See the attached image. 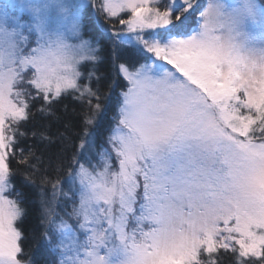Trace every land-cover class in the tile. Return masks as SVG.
<instances>
[{"label":"snow or ice","instance_id":"6c2138e0","mask_svg":"<svg viewBox=\"0 0 264 264\" xmlns=\"http://www.w3.org/2000/svg\"><path fill=\"white\" fill-rule=\"evenodd\" d=\"M93 31L130 57L100 144ZM69 96L86 111L78 142L70 122L57 137L68 188L41 174L27 233L12 165L41 157L21 126ZM0 264H264V0H0Z\"/></svg>","mask_w":264,"mask_h":264},{"label":"trees","instance_id":"16d2710c","mask_svg":"<svg viewBox=\"0 0 264 264\" xmlns=\"http://www.w3.org/2000/svg\"><path fill=\"white\" fill-rule=\"evenodd\" d=\"M102 23L107 25L109 22L102 21ZM111 23H116L111 21ZM120 26L117 25V28ZM93 39H98L101 45V51L99 55L102 60L95 67L96 75L100 77L99 81H93V87H99L100 92L105 97L104 103L106 105V111L102 112L97 117L96 125L90 129L96 137L97 144H100L108 135L110 126L114 123V117L116 115L117 109V95L124 86V81L122 76L118 72L117 65L120 63H129L130 57L127 53H117L115 58L113 56L112 45L107 39L106 34L101 31L99 33L93 31L87 34ZM92 66H87L86 69L82 68V71H92ZM40 101L37 100L32 108L33 115L31 119L21 126V130L26 132L27 135L19 139L17 148L24 149L25 153L31 149L35 154L41 157V162L37 165L40 171L33 173L32 169L25 165H18L13 162V167L18 169V174L14 177L13 183L15 184L17 190L23 193L24 207L28 209V215L24 221L23 228L27 233H32L33 231L38 232L40 228V214L41 207L39 204L40 192L43 190L45 197L50 198L51 186L44 185L43 188L40 185L41 174H46L49 177L55 179L59 177L62 181L64 190H67L68 185L64 182V177L66 175V167L57 168L56 165L60 162L57 157L63 152L64 156H70L74 147H69L65 151V145L57 139L58 134L63 132L64 125L66 123H71L73 125V141L78 142V134L82 130V118L86 111V106L74 101L70 96L61 100L59 104L55 106V116H44L36 111L40 105ZM46 131L49 136H52L54 143L49 144L47 141H41L39 136L34 137L33 132L40 133ZM31 163H36L32 160ZM66 163V159H65ZM28 174L30 178L35 181L34 184H29L25 182L24 176ZM63 199V198H62ZM58 200L56 205V210L65 209L60 212L62 215L65 212L71 211V204L73 201ZM31 246V250L35 253L36 249L34 242L31 238L26 243V248Z\"/></svg>","mask_w":264,"mask_h":264},{"label":"rangeland","instance_id":"374dc122","mask_svg":"<svg viewBox=\"0 0 264 264\" xmlns=\"http://www.w3.org/2000/svg\"><path fill=\"white\" fill-rule=\"evenodd\" d=\"M198 2H206V0H198ZM113 22H115V21H113ZM62 198H63V197H60V198H59V199H61V201H59V202H61V204H62V202H63L64 200L67 201V199H64V198L62 199ZM68 201H69V200H68ZM68 201H67V202H68ZM57 204H58V202H57ZM63 210H65V209H63V208H62V209H59V208L57 209V211H60V212H62Z\"/></svg>","mask_w":264,"mask_h":264}]
</instances>
